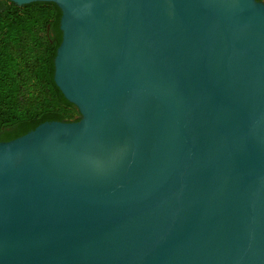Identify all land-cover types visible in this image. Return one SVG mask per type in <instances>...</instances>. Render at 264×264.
Listing matches in <instances>:
<instances>
[{
  "label": "water",
  "instance_id": "1",
  "mask_svg": "<svg viewBox=\"0 0 264 264\" xmlns=\"http://www.w3.org/2000/svg\"><path fill=\"white\" fill-rule=\"evenodd\" d=\"M8 1L82 117L0 141V264H264V2Z\"/></svg>",
  "mask_w": 264,
  "mask_h": 264
},
{
  "label": "trees",
  "instance_id": "2",
  "mask_svg": "<svg viewBox=\"0 0 264 264\" xmlns=\"http://www.w3.org/2000/svg\"><path fill=\"white\" fill-rule=\"evenodd\" d=\"M61 14L52 1L0 0V141L76 112L53 78Z\"/></svg>",
  "mask_w": 264,
  "mask_h": 264
},
{
  "label": "flooded vegetation",
  "instance_id": "3",
  "mask_svg": "<svg viewBox=\"0 0 264 264\" xmlns=\"http://www.w3.org/2000/svg\"><path fill=\"white\" fill-rule=\"evenodd\" d=\"M82 117L81 113L79 112V110L76 107V112L74 113V117L71 119H67V120H62V121H67V122H76L78 120H80V118ZM51 121H59V120H51ZM49 121V122H51ZM11 140V139H10ZM8 141V140H7Z\"/></svg>",
  "mask_w": 264,
  "mask_h": 264
},
{
  "label": "rangeland",
  "instance_id": "4",
  "mask_svg": "<svg viewBox=\"0 0 264 264\" xmlns=\"http://www.w3.org/2000/svg\"><path fill=\"white\" fill-rule=\"evenodd\" d=\"M70 117H72V118H73V117H74V114H73V113H71V116H70Z\"/></svg>",
  "mask_w": 264,
  "mask_h": 264
}]
</instances>
